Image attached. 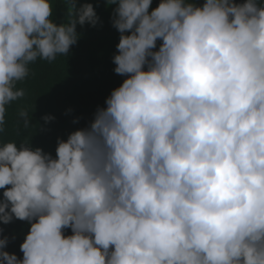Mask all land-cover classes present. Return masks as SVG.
Returning <instances> with one entry per match:
<instances>
[{
    "label": "clouds",
    "instance_id": "1",
    "mask_svg": "<svg viewBox=\"0 0 264 264\" xmlns=\"http://www.w3.org/2000/svg\"><path fill=\"white\" fill-rule=\"evenodd\" d=\"M56 1L59 25L52 0H0V133L29 66L100 21ZM152 2L107 0L126 79L89 127L55 157L0 142V223H28L0 264H264V0Z\"/></svg>",
    "mask_w": 264,
    "mask_h": 264
},
{
    "label": "trees",
    "instance_id": "2",
    "mask_svg": "<svg viewBox=\"0 0 264 264\" xmlns=\"http://www.w3.org/2000/svg\"><path fill=\"white\" fill-rule=\"evenodd\" d=\"M53 2V21L59 25L66 22L67 11H63L56 0ZM160 0H153L151 8ZM201 6L205 0H189ZM242 4L245 0H235ZM77 5L91 3L99 23L92 27L77 25V43L70 47L67 56H58L51 63L37 60L30 65V75L24 80L27 95L8 107L5 131L0 133V142H30L32 148H41L55 157L57 140H67L74 131L90 126L96 110L105 108V100L111 92L126 79L114 72L113 56L118 54L120 33L112 27V13L115 5L107 6V0H76ZM151 10V9H150ZM130 34V33H126ZM160 41L157 42V49ZM21 83V82H20ZM18 83V85L20 84ZM17 85V87H18ZM27 111L31 116L30 127L25 128L19 119V112ZM54 119L45 122L43 117ZM4 189H0V200ZM26 221L13 220L8 225L0 223V238L7 236L6 250L22 259L20 245L24 237L19 233ZM15 236V239L12 237ZM5 250V249H4Z\"/></svg>",
    "mask_w": 264,
    "mask_h": 264
}]
</instances>
